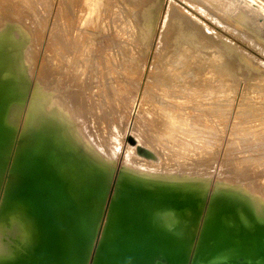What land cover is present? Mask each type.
<instances>
[{"label": "bare ground", "instance_id": "1", "mask_svg": "<svg viewBox=\"0 0 264 264\" xmlns=\"http://www.w3.org/2000/svg\"><path fill=\"white\" fill-rule=\"evenodd\" d=\"M14 1L0 0V138L6 137L5 140H0V145L12 140L21 148L25 149L29 145L47 153V170L56 175L54 180L45 182L43 186L48 191L62 189L64 199L69 202L65 210L74 214L71 219L64 208L59 206L56 210L63 240H70L71 237V242H74V237L69 233L77 223L84 221L96 228L102 217V221H107V211L112 200L114 205L121 204L122 211L113 210L109 229L119 218L127 221L137 220L140 225L150 227L170 242L193 239L200 229H204L214 232L216 237L220 236V241L225 237L236 243L246 244L256 233L264 232V184L251 182L255 174L264 178L263 172H256L264 167V163L254 170H241L242 173L238 171L241 173L238 175L230 173L231 170L218 169V157L196 159L204 162L201 167L194 164H186V167L183 165L187 162L184 157L159 165L155 156L147 154H155V149L152 151L150 147L139 145L141 155L131 160L130 166H122L120 172H117V162L99 155L92 148L90 137L86 132L83 133L82 123H75L69 113H63V105L58 97L46 100L47 104L35 97L39 91L34 89L32 92V73L21 67L24 57L21 38L14 35L11 25L6 24V21L12 20L5 14L6 10L13 9ZM24 1L27 4V0ZM108 1L75 0L72 6V21L67 24V30L71 32L72 37L75 33L77 37L72 38V43L62 48L64 56L61 58L64 64L62 69H67L64 78L67 91L63 92L67 100L81 97L84 91L91 94V90L99 93L98 99L101 93L99 100L103 103L102 107L108 108L110 104V107H119L126 100L123 94L124 89L128 87L129 74L124 78L116 74V63L121 60L118 52L126 42L124 44L121 33L118 34L119 28V31L116 29L119 36L117 41L111 40L104 29H109L108 25H113L110 24L113 21V27L119 25L122 30L126 27L129 29L130 26L132 29L134 26L136 29H142L144 26L154 29L156 23L150 19L144 0L133 2L135 7L129 4L135 10L136 7L143 9L137 13V10L132 11L134 14L128 12L131 16H128V23L123 21L127 18V14L123 12L128 10L123 11L120 8L122 10L119 9L118 13V6L110 8L117 3L113 5ZM206 1L218 7L225 4L229 6L227 0ZM244 2L251 6L252 13L247 11L249 14L243 15L242 25L249 26L256 22L252 19L253 15H264V6L256 0ZM68 4L72 5L70 0ZM70 6L68 7L71 8ZM128 6L126 8L130 7ZM111 9L116 10L115 14ZM86 11L90 15L91 23L94 22L92 33L97 34H94L96 38L104 34L102 38L93 40L90 46L81 45L79 36L82 27L77 26L79 15ZM109 11H112V17L107 16ZM104 15V23L101 26L100 18ZM262 19L264 20V17ZM172 20V31L166 37L165 47L163 44L165 54L161 60L162 66L158 68L161 71L150 89L151 100L145 103L146 108L145 104L143 105V111L144 115H148L147 120L156 129L164 132V142L179 143L181 147L187 146L191 150L193 147L208 144L209 140L217 138L220 132L219 82L214 72L205 66V60L200 57L202 55L196 53L197 46L192 44L196 42V36L192 35V32L181 31L183 24L185 30L189 25L176 17H172ZM258 24L260 28L262 24ZM99 29L104 30V33L98 37ZM139 29L137 32L141 30ZM124 31L130 34L134 30ZM134 36L133 34L132 37ZM106 38L110 40L108 43ZM98 41L100 43H97ZM111 41L114 42L110 43ZM113 45L115 52L111 51ZM25 49L27 58L29 48ZM42 69L46 74L51 73L48 68ZM102 74L103 81L100 79ZM77 81L85 84L81 88L83 92L77 91ZM49 84L52 85V82ZM59 88L62 89L63 86L54 85L48 88L49 93ZM43 91L47 92L45 89ZM208 100L211 102L207 104ZM62 102L73 107L75 112L78 111L73 103L66 100ZM81 108L80 110H83L84 106ZM236 124L237 122L233 123V128ZM249 126L250 124L238 125L237 128L245 133L247 139L237 140L233 145H230V140L226 149L236 147L240 154L245 155H259L264 152V123L255 127ZM190 142L195 143L193 147L188 144ZM7 171L6 168L5 172L0 174V194ZM115 189L118 194H115ZM42 234L40 222L29 211L28 206L19 201L5 203L0 196V264H34L43 250Z\"/></svg>", "mask_w": 264, "mask_h": 264}, {"label": "rangeland", "instance_id": "2", "mask_svg": "<svg viewBox=\"0 0 264 264\" xmlns=\"http://www.w3.org/2000/svg\"><path fill=\"white\" fill-rule=\"evenodd\" d=\"M135 1L137 0H109L108 3L113 5L117 3L118 5L115 4L116 6H110V8L114 9L118 6V13L122 9L123 11L128 10L123 12L126 15L128 12L134 14L132 11L137 10L136 13L140 11V7L138 9L136 7V10L133 8L136 6L132 4ZM203 1L144 0L148 6L150 19L156 23L154 29L144 26L142 29L140 28L141 30L138 28L140 31L137 32L138 29H136L135 22H133V29L132 26L129 29L134 31L129 30L127 27L124 29L131 31L129 34L128 32L125 33L119 25L113 27L115 25L114 21L110 23L113 25H108L110 30L104 29L111 40L115 39L117 41L118 34L121 33L120 37L124 41L123 43L126 42L125 45L127 46L124 45L122 50L118 52V57L121 60L116 63V74L124 78L128 73L130 77L127 81L128 87L124 89L123 94L126 100L119 107H110V104L108 108L107 106L102 107L103 103L99 100L101 93L98 99V92H92V90L91 94L85 92L81 89L85 84L79 81H77V91H84V93H81V97H75L77 100L73 98L71 101L63 96V92L67 91V83L64 80L67 69H62V65H64L61 59L64 56L62 48L72 43V38L77 37L76 33L72 37L71 32L69 33L67 30V26L72 21L70 18L75 0H70L71 6L68 4L69 0H27V4L24 0H15L13 9H7L5 14L13 20H11L12 23L10 20V22L6 21V24L13 27L16 37L21 38L22 50L24 51L21 67L23 70L32 73V92L34 89L39 91L35 97H39L45 104H47L46 100L49 101L50 98L58 97L57 99H60V103L63 105L58 104L62 107L63 113H69L75 123L79 121L80 124L82 123L83 133L86 132L90 137L92 148L99 155L117 162L119 168L117 172H120L122 166H130V161L141 155L137 149V145H141L145 148L150 147L149 149L152 151L155 149L158 155L152 151V154H147L152 157L155 156L156 163L159 165L167 164L175 158L184 157L187 162L183 165L194 164L201 167L204 162L196 159L218 157V169L221 171L231 170L230 173L238 175L242 173L241 170H254L260 168V165L264 163V152L259 155H245L240 154L236 147L226 149L230 140V145H233L232 143L237 142V140L247 139L245 133L239 127L237 128L238 125L250 124L249 127H255L264 123V26L261 28L264 25L262 19L264 15L255 14L256 16H254L252 14V19L256 22L249 24V26H243V15L252 13L251 6L246 4L244 0H227L229 6L225 4L226 8L210 4L206 0L203 3ZM256 1L264 6V0ZM127 6L129 8H126ZM112 11L107 12L110 13L107 16L112 17L116 10L113 14ZM247 11L249 13H246ZM241 13L242 15H240ZM128 16L130 15L125 16L127 18L123 19L124 22L127 21L128 23ZM172 17L179 18V21L182 19V22L189 25L186 31L183 24L181 29L184 27V30L181 31L192 32V35L196 36V42L192 43L197 46L198 52L196 53H199V56L202 55L200 57L205 60V66L214 72L213 74L219 82L220 110L218 118L220 121L218 124L220 132L217 138L210 139L206 145L195 148L193 147L195 143H188L193 147L191 150L187 146L182 145L181 147L179 143L168 144L164 142L162 140V136H166L164 132L156 129L147 120L148 115H144L145 112L143 111V105L151 100L150 89H152L158 78V73L161 71L158 68L162 66L161 60L165 54L163 44L165 47L166 37L169 36L173 28ZM104 18L105 15L100 18L102 21L99 19L101 26L104 23ZM144 19L148 21L146 17ZM78 20L77 26L82 27L79 36L81 45L90 46L93 40L100 39L104 35V30L101 29L97 30L98 37L103 34L100 38H96L97 34L92 33L94 22L91 23L87 11L83 15H79ZM140 22L142 23V21ZM258 23L262 24L260 28ZM114 28L115 30H113ZM116 29L119 33L116 32ZM108 30L110 33H108ZM132 33L135 35L134 37H132ZM107 38L106 42L109 40ZM112 42L114 41L110 43ZM25 47L29 48L27 58ZM111 51H116L115 45L111 46ZM127 62L129 63L127 64ZM44 67L48 68L51 73L46 74L42 69ZM100 79L103 81V74ZM51 82L52 85L49 84ZM85 83L88 82L85 81ZM59 84L63 86L62 89H55L52 93H49L48 88ZM44 89L47 92L43 91ZM135 97L137 98L134 101ZM78 99H83V102L81 103ZM62 100L73 103L72 105L80 113L75 112L73 107L64 105ZM79 102L85 104L81 105ZM209 102L211 101L208 100L206 103ZM80 105L82 108L84 106V111L80 110ZM144 107L146 108V104ZM234 122H237V124L233 128ZM259 131H261L260 128ZM130 136L136 140L137 145L130 143ZM192 160L195 161L192 163ZM232 170L237 173H233ZM256 172L264 173V167ZM259 175H253V181L251 182L256 184H262L263 182L264 184V181L260 180L264 178Z\"/></svg>", "mask_w": 264, "mask_h": 264}, {"label": "water", "instance_id": "3", "mask_svg": "<svg viewBox=\"0 0 264 264\" xmlns=\"http://www.w3.org/2000/svg\"><path fill=\"white\" fill-rule=\"evenodd\" d=\"M129 141L137 145L132 136ZM46 159V152L29 145L24 149L12 140L0 145V174L8 169L1 187L2 201L25 204L42 227L43 250L34 264H264V232L256 233L246 244L224 236L220 241V236L204 229L193 239L170 242L137 220L119 218L109 229L113 210L122 211L121 204L114 205L113 200L107 221L102 217L96 228L84 221L77 223L69 233L74 242L71 237L63 240L56 210L59 206L67 209L69 202L62 189L48 191L43 186L56 175L47 170ZM66 213L69 218L74 216Z\"/></svg>", "mask_w": 264, "mask_h": 264}]
</instances>
